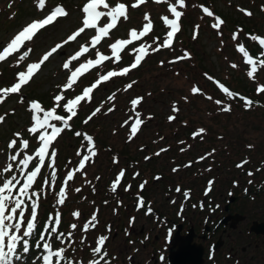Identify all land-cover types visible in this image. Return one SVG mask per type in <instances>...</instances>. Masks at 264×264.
<instances>
[{
    "label": "rangeland",
    "instance_id": "1",
    "mask_svg": "<svg viewBox=\"0 0 264 264\" xmlns=\"http://www.w3.org/2000/svg\"><path fill=\"white\" fill-rule=\"evenodd\" d=\"M88 2L89 0H44V6L41 8L40 0H0V51L25 26L29 25L32 31L43 27L49 22L44 19L57 6L67 12L66 16L57 12L55 15L61 17L38 30L31 41L24 42L20 51L0 62V89H4L18 83V73L26 72L30 64L39 63L44 55L59 45L57 51L41 64L39 69H36L35 65L29 69V75L33 73L17 93L0 96V117L4 118L0 122V174L3 175L0 185L13 174L20 177L17 165L25 155L34 157L26 172L34 170L38 163L35 153L40 147L39 132H28V128L33 124L30 104L35 100L31 97L27 99L25 93L30 92L31 96L36 93L51 98L52 104L48 109L41 106L42 111L39 114L43 117V111H50L53 107L58 110L61 106L60 110L64 112L63 105L84 92L83 97L68 105L71 109L80 98H85L76 106L77 115L69 120V127L64 128L50 144L41 172L34 181V185H40V191L36 192L38 215L43 216L45 210L52 213L46 217L53 218L52 223L49 222V229H46L48 236L51 227H57L58 230L57 234H51L52 249L66 248L64 255L76 264H89L94 259L92 250L97 246L98 238L106 236L108 239L102 250L107 252L112 263H115L116 258L118 264H160L161 255H165L161 250L166 246L163 234L165 224L171 222L169 219H172V211L183 204L185 193L196 195L194 202L191 199L195 207L199 206L195 205L197 202L204 207L211 201L225 204L231 191L239 200L238 203L241 200L245 202L244 207H250L254 211L264 210V188L260 189L258 186L256 190L254 187L264 177V114L252 105L246 106L243 100L235 96L229 97L221 89L223 85L230 92L236 91L244 96L243 87L264 86V70H258L249 78L247 72L251 66L245 63L244 56L246 48L252 49L260 45L259 40L253 41L251 36L264 38V0H185L184 7H181L177 0H161L160 3L155 0H138L141 4L135 8L132 5L137 0H107L113 7L117 3H123L126 6V14L129 15L128 19L119 18L117 26L110 29L107 37H102L105 30H98L96 33L95 29H86L75 40H69L68 38L82 27L84 14L81 9ZM169 5L176 7L182 15L177 21L179 30L173 37L172 45L164 48L163 42L171 29L163 22V18L175 19L168 10ZM204 7L214 15L207 16L203 12ZM99 10L105 11L103 8ZM245 11H250L252 15H245ZM146 14L149 16L147 21L144 19ZM216 17L224 21L220 29L212 27ZM54 18L55 16L50 19ZM34 21L40 23L33 26ZM107 23L109 19L105 16L98 26L102 27ZM148 23H151L152 27L143 37L137 38L135 34L130 36V30L139 33ZM92 24L93 21L89 18L87 26L91 27ZM234 34L237 35L235 40ZM95 36L97 41L102 38L94 46L91 41ZM115 41L117 43L113 45L111 52L110 46ZM241 46L244 52L239 51ZM82 47L88 48V51ZM140 47L145 48L146 55L142 57L137 68L131 69V64L139 55L136 49ZM29 49V55L20 60L22 53ZM257 51L264 53V46L260 45ZM97 52L109 59L105 60L107 57ZM125 52L127 58L123 60L122 55ZM185 53L188 54L187 57ZM113 55H119V60ZM148 55H151L152 59L147 58ZM128 59L130 60L127 63ZM145 60L147 62L144 64ZM65 63L69 64L67 69ZM233 64L237 67L233 68ZM125 67L130 69L129 73L117 76L123 75L119 71ZM70 76L71 80L75 81L72 87H63ZM125 76L129 79L130 76L136 78L131 88L127 87L129 84L120 82V87L107 92L118 80H127ZM239 80L243 84L238 86ZM78 85L82 87L81 91L72 96ZM88 87H93V90L86 89ZM193 88L197 91L193 92ZM68 93L70 94L65 99ZM55 95L64 97L59 105L54 101ZM10 96L13 98L8 101ZM109 96L113 98L109 100ZM20 97L21 101H18ZM258 97L263 98L264 102V93H259ZM140 98L141 103L133 109L131 101ZM94 100L99 101L98 107H92ZM217 101L221 103L218 104ZM96 107L100 111L93 116ZM224 107H230V111H223ZM109 108L112 111H109ZM174 108L178 110L174 111ZM28 112L30 124L26 125ZM137 112L144 129L140 126L138 130L142 131L132 136L131 127L137 119ZM79 115L80 122L74 124ZM169 117L174 119L169 120ZM56 126L63 128L60 121H57ZM72 128L80 132L82 138L76 136L74 131L70 133ZM201 129L203 131H200ZM15 133H20V137H16ZM85 136L92 138L91 145H84ZM130 136L132 139H129ZM152 138L154 139L151 140ZM12 140L17 143L13 149H9L8 145ZM21 140L29 141L33 147L28 142V148L20 151ZM136 146L140 147L139 152L134 151ZM155 148L160 151L168 148L169 151L163 154L164 158L169 159L175 155L182 158L181 161L190 159L192 166H188L182 176L180 171L170 169L173 162H168L167 169L161 170L158 167L164 164V158L158 159V156L163 152L155 156ZM17 151L20 152L17 160L10 161L9 157ZM53 151L56 153L54 157ZM93 151L95 156L92 155ZM134 155L139 159L134 158ZM84 156H88L85 168L79 169L80 160ZM145 157L149 159L147 165L145 163L148 160ZM132 158L138 160L129 162ZM244 161L247 163H243ZM9 163H12V170L3 173L2 170ZM129 163L133 164L127 166ZM216 167L219 170L212 173ZM123 168L126 169V185L132 189L126 193L120 186L115 195L111 191V184ZM136 169H140L139 176L134 175ZM53 170L57 176L55 181L51 179ZM201 171L219 178L221 188L219 184H215L213 190L205 195L206 183L211 186V183L206 181L205 185L200 182L195 184L196 193L191 189L181 190V187L179 192L175 190L178 188L176 180H181L180 184L190 185L196 178L193 176H199ZM68 172L73 173V179L70 181L67 180ZM152 172L161 173L164 176H160L165 179L175 181L165 182L160 179L162 183H156ZM209 172L212 174H208ZM41 174L43 177H40ZM122 182L123 178L120 184ZM142 183L146 187L143 194L141 193L146 200V207L154 209V213L150 215H145L143 211L133 207L135 203L139 204L137 197L140 195ZM61 187L65 189L66 204L63 206L58 203L60 195L55 194L56 190L60 192ZM76 189L80 191L77 192ZM148 189L150 191H147ZM13 194L15 195V192ZM203 209L204 214L195 211V215H199V221L208 212L207 207ZM29 210L27 208L26 216ZM77 211L80 213L79 218L73 216ZM94 214L97 216V222H94L96 226L93 228L90 224L89 229L84 231V224L90 221ZM57 218L60 220L59 225L55 223ZM124 218L136 220L125 221ZM120 220L124 221L126 233L138 237L137 239L132 237L131 242L127 241L130 236H125L122 229L117 228ZM73 224L77 226L75 229L71 228ZM23 230L24 227L18 235H21ZM143 233L150 235V241L146 242L145 238H141L146 235ZM58 234L63 236L57 239ZM142 241L144 247L141 246ZM131 244H135V248H131ZM38 252L40 253H34L28 259L26 253L22 252L23 259L13 264H42V244ZM131 260L133 263H130ZM260 262L264 264V259ZM253 264L256 262L253 261Z\"/></svg>",
    "mask_w": 264,
    "mask_h": 264
},
{
    "label": "snow or ice",
    "instance_id": "2",
    "mask_svg": "<svg viewBox=\"0 0 264 264\" xmlns=\"http://www.w3.org/2000/svg\"><path fill=\"white\" fill-rule=\"evenodd\" d=\"M156 3H160L161 0H155ZM144 3V2H143ZM177 3L181 6L184 7L185 5V0H177ZM138 4H141L138 2L133 3L132 7L135 8L138 6ZM44 6V0H40V7L43 8ZM105 9V11H100L99 9ZM118 9H122V11H119ZM169 12L175 17V19H168L167 17L163 18V22L170 27L171 31L167 32L166 39L163 42L162 47L168 48L172 45L173 43V37L175 33L179 30L177 21L182 15V12L178 11L176 7L169 5ZM83 12L84 16L82 19V27L79 28V30L73 35L70 36L68 39L69 40H75L81 33H83L86 29H95L96 33L98 30H105V34L102 37H107L109 35L110 29H113L117 26L118 19L123 18L125 20L128 19V16L126 14V6L123 3H117L114 7L110 6L107 3V0H89L88 3L85 4V6L81 9ZM57 12H62V16H66L67 12L61 7L57 6L44 20L49 21L48 23H45L43 27L39 28L38 30L44 28L46 25H49L55 21L57 17H61V15H55ZM203 12L209 16L212 17L214 14L209 11L207 7L203 8ZM247 16H251L252 13L250 11H245L244 13ZM55 16L54 19H50L51 17ZM107 16L109 19V23H107L105 26H98L99 21ZM89 18L92 19L93 24L91 27L87 26ZM144 19L147 21L149 20V16L146 14ZM40 21H34L33 26L36 24H39ZM224 24V21L216 17L215 18V23L212 25L213 28L215 29H220L221 25ZM152 27L151 23H148L144 26L143 31H140L139 33L136 30H130V36L131 34H135L136 37H143L149 29ZM38 30L32 31L30 30V26L27 25L25 26L15 37L7 44L6 47L3 48L2 51H0V62L5 61L9 56L13 55L14 53L20 51L21 47L23 46L24 42L26 41H31L35 34L37 33ZM222 35V33H219ZM74 37V38H73ZM101 37V38H102ZM101 38L97 41L96 36L92 39V44L95 46L98 42L101 41ZM196 37L194 36V39ZM237 38V35H233V39L235 40ZM251 39L253 41L259 40V44L261 46H264V38H258L257 36L253 35L251 36ZM118 41V40H117ZM115 41L114 43L111 44V52L113 50V45L117 43ZM131 43V40H129ZM128 43V44H129ZM57 48H59V45L57 47H54L51 49L50 52H48L46 55L43 56L42 60L39 63H32L27 67L26 72H21L17 74L18 77V83H15L13 86L0 89V96H7L10 93H17L23 84H26L28 82L29 77L32 75V73L29 75V69L35 65L36 69H39L41 67V64H43L45 61L49 59V57L57 51ZM84 49L88 48L82 47ZM123 49V48H122ZM141 49H143V54H141ZM158 50V49H157ZM31 50L29 49L28 51H24L22 55L19 57L20 60L25 59ZM86 51V52H87ZM137 52H139V55L136 56L135 62L131 64V69H135L140 65L141 59L143 56L146 55L145 48L140 47L136 49ZM240 52H244L243 46L239 47ZM120 52V51H119ZM85 53V52H84ZM99 55L105 56L99 52H97ZM119 54V53H118ZM76 55V54H75ZM74 55V56H75ZM187 53H185V57H187ZM261 55H264V53H261ZM114 56V55H113ZM245 56V63L250 65L251 68L247 72V76L249 78H252L255 73L258 72V64L261 67H264V60H260L259 62L249 56L247 52H244ZM73 57V56H72ZM71 57V59L74 61V59ZM107 57V56H105ZM116 57L117 60H119V55L114 56ZM77 59V58H76ZM75 59V60H76ZM109 59L107 57L105 60ZM163 63V62H161ZM67 69L69 67L68 63H65ZM233 68H236L237 65L233 64L231 65ZM130 69L128 67H125L122 71H119V73H122L123 75H117V76H124L128 74ZM112 72H118V71H112ZM104 76V75H103ZM116 77V76H113ZM108 81V80H107ZM75 82V81H74ZM71 80V76L67 82V84L63 87L65 88H71L73 83ZM128 88L132 87V84L127 85ZM86 89H91L93 90V87H88ZM221 89L224 93H226L229 97H233L234 94L229 91L227 87H224L221 85ZM85 91V90H84ZM193 92H196L197 89L193 88ZM92 92V91H91ZM258 93H264V86L258 87L257 89ZM83 95H78L74 99H71L67 101L63 105L65 111L69 113L67 119H65L63 116L58 115L56 113V107H53L50 111H43V117L40 116V112L42 111L41 105L38 102H32L30 104V110L32 111V121L33 124L31 127L28 128V132L31 134H36L39 132L38 136V142L40 144V147L38 151L35 153V157H38V163L34 170L30 172H26L25 170L28 168L30 161L34 159L32 155H25L23 159L19 161V164L17 165V171L20 173V177L18 178L15 174H13L11 177L4 179V182L2 185H0V264H12V258L14 254L16 253L17 246L18 244H23V251L28 252L29 251V242H28V237L34 234L35 232V220L37 217V201L36 199H33V197H37V193L34 191L30 192V189L37 178L38 174L41 172V166L45 162L46 154L49 150L50 144L52 141H54L57 136L61 134L64 128L69 127V120L72 119V117L77 115V112L75 111L76 106L85 98H80L79 102L75 104V106L71 109H69L68 105L72 103V101L78 100L79 97H83ZM113 97L109 96L108 99L111 100ZM64 99L62 95H55L54 96V101L59 105V102H61ZM141 99H133L131 101V104L133 106V109H135L140 103ZM211 99V97H209ZM241 100L244 101V104L246 106H251L253 104V101L250 99H246L244 97H240ZM218 104L221 103V101H217ZM109 111H112L111 108L108 109ZM174 111H177L178 109H173ZM223 111L227 112L230 111V107H224L222 109ZM100 109L97 108L92 115L94 116L97 112H99ZM137 119L135 123L131 127V133L132 136H134L140 127L142 121L139 118L140 114L137 112L136 113ZM3 117H0V122L3 121ZM91 119V116L89 117ZM174 119V117H169V120ZM51 121H60L63 124V128L56 126L55 124L50 123ZM87 123V121H85ZM51 129L49 132L48 129ZM42 130V131H41ZM200 131H203L201 129ZM16 137H20V133H15L14 134ZM76 136H81L80 132L75 133ZM132 136L129 137V139H132ZM85 140L88 141L89 144L92 142V138L90 136H85ZM17 141L12 140L9 142V149H13L16 146ZM28 148V141L26 140H21V148L20 151L27 149ZM20 152L17 151L15 155H11L9 157L10 161L15 162L19 156ZM56 155L55 151L52 152V156L54 157ZM92 155L95 156L96 153L93 151ZM148 159V158H146ZM88 160V156H84L83 159L80 160L79 163V169H84L85 168V161ZM243 163H247V161H244ZM51 167V165H49ZM237 167H241V165H237ZM78 169V170H79ZM12 170V163H9L7 167H5L2 172L3 173H8ZM175 171V169L173 170ZM251 175V173H249ZM125 172L124 170H121L116 178L115 181L111 184V191L113 193L117 192L118 185L124 177ZM134 175H139L138 173ZM3 178V175L0 174V179ZM21 179H23V183L21 184ZM52 181H55L57 179V176L55 174V171L53 170L52 176H51ZM73 179V173L68 172L67 174V180H72ZM47 183V181H46ZM19 187L17 188V186ZM130 187V186H129ZM140 189H144V184L142 183L140 185ZM126 191L128 188L125 189ZM178 192L180 191L179 188L176 189ZM77 192L80 191V189H76ZM15 192V195L13 194ZM60 199L58 201L59 204L64 203V197H65V189L63 187L60 188ZM186 195V193H185ZM31 205V218L27 220L26 227H24V230L22 232V235H18V233H21L22 227L25 224V214L27 211L28 205ZM140 203L141 205L143 204V199L140 198ZM18 214V215H17ZM73 216L76 218H79L80 213L74 212ZM132 218H130L131 220ZM94 222H97V216L94 214L90 221L86 222L83 226V230L87 231L89 229V225L94 228L96 225ZM55 223L59 225L60 220L57 218L55 220ZM77 226L75 224L71 225V228L75 229ZM57 227H51L50 228V234L48 236V239H45V234L42 233L40 236V243H38V247H41L42 244V252L44 253L42 255V264H76L73 260L70 258L66 257L64 255L66 248H60L59 250H53L51 247V234H57ZM63 236V234H58L56 235L57 239H60V237ZM69 236H71V233H69ZM108 237L106 236H101L97 240V246L92 250L94 254V259L89 262V264H101V261H105V257L107 256V252L102 253V247L105 245L106 240ZM81 243H83V239L81 240ZM71 244H69V247ZM5 248L7 251H5ZM98 257V258H95ZM79 264H82V262H79ZM105 264H107V261H105Z\"/></svg>",
    "mask_w": 264,
    "mask_h": 264
},
{
    "label": "flooded vegetation",
    "instance_id": "3",
    "mask_svg": "<svg viewBox=\"0 0 264 264\" xmlns=\"http://www.w3.org/2000/svg\"><path fill=\"white\" fill-rule=\"evenodd\" d=\"M140 126L141 129H144V125ZM140 131L142 130H137L136 134H139ZM153 139L154 138L151 140ZM134 151L139 152L140 147H134ZM168 151V148L162 149V151H160L158 148H155L153 152L155 156H158L163 152L160 156H158V159H162L164 158V152L167 153ZM134 158L138 157L134 155ZM138 159L132 158V160L129 162H134ZM154 159L155 158L153 157V160ZM146 160H148L147 162L145 161V164L147 165L149 164V159ZM181 160L182 158L175 155L171 156L169 159L164 158V164H161V167L158 168L161 170H166L167 166H169L168 162H173V164H170V169H175L177 172L180 171L182 176L183 173H186V168L188 166H192V163L190 162V159L183 161ZM156 161L158 160L156 159ZM132 164L133 163H131V165ZM128 165L131 166L130 163L127 164V166ZM217 169L218 167H216L212 173L216 172ZM123 170L125 171L126 169L123 168ZM136 170L137 171L134 173L140 174V172H138L140 169ZM212 173L209 172L208 174ZM198 174L199 176L197 174L193 176L196 178L193 179L190 185H186V183L180 184L179 182L181 180H176L178 183V188L180 189L181 187V190L191 189L194 193H196L195 184L200 182L205 185V182L208 181L211 183V186H208L206 183L204 190V194L208 195L213 190L214 185L220 183L219 178L213 175H206L205 171H201ZM153 175V178L157 181L156 183H162V180L160 179H163L165 182L175 181L170 178L165 179L162 177L164 175L161 173L154 172ZM202 177L204 178L201 181H198V179ZM122 178L123 182L121 184L119 183L117 190H119L121 186V188L126 193H128L132 188L127 187L124 177ZM182 182L185 181L182 180ZM171 185L173 186L174 184ZM218 186L221 188L220 184ZM126 188H128L127 191L125 190ZM143 190H146L145 186ZM143 190L140 189V195L137 197L139 200L140 198L143 199V204L141 205L139 201V204L135 203L133 207L139 211H143L145 215H150L154 213V209L151 207H146V200L142 196ZM147 191H150V189ZM228 196L229 199H227V202H224L225 204L223 205L219 202L211 201L210 204H207L204 207H202L199 202L195 204L199 206H194L193 200H195L196 195H190V193H188L183 196L185 197V203L183 202V204L178 205L176 209L172 211V219H169L171 222L165 224L163 234L165 236L164 242L166 246L161 249L162 252L164 251L165 255H161L162 258L160 259V264H174V262H181V264H253V261L256 262V264H262L260 260L262 258L264 259V231H257L256 228L259 225L264 224V210L257 209L254 211L250 207H244L243 204L245 205V202L241 200L240 203H238L239 200L236 196L234 197L232 195L231 191L229 192ZM191 199L193 202H191ZM206 207L208 212L203 216L204 218H200L199 221L197 218L199 215H195V211L198 210L199 214H204L205 212L203 208ZM124 220L134 221L136 218H132L131 220L130 218H124ZM120 221L121 222L117 224V228L120 230L122 229V234L125 233L126 236L128 234L125 231L126 228L123 227L124 221ZM143 234L145 235L146 233ZM128 236H130V238H127V241L131 242V238L134 236L132 234ZM134 238L137 239L138 237ZM141 238H145L147 240L146 242L150 241L151 239L149 234H146L144 237L141 236ZM176 240L181 241V247L182 243L183 247L181 248V253L174 256L173 249L174 241L176 242ZM134 246L136 245L131 244L130 247L135 248ZM141 246H145L143 241L141 242ZM102 248H104V246ZM116 260L117 259L115 258V263H112V260L109 259L108 254L105 257L107 264H118V261ZM105 261H102V264H105ZM130 263H133L132 260Z\"/></svg>",
    "mask_w": 264,
    "mask_h": 264
},
{
    "label": "trees",
    "instance_id": "4",
    "mask_svg": "<svg viewBox=\"0 0 264 264\" xmlns=\"http://www.w3.org/2000/svg\"><path fill=\"white\" fill-rule=\"evenodd\" d=\"M112 1V0H111ZM116 1V0H115ZM127 2V1H126ZM126 2H125V4H126ZM128 15V14H127ZM129 16V15H128ZM160 33V32H159ZM162 34V33H161ZM161 46V45H160ZM259 48H260V45H257V47H253L252 49H247L246 48V52L249 54V56L251 57V58H253V59H255V60H257L258 62L260 61V60H264V55H261V53L259 52V51H257V50H259ZM256 49V50H255ZM126 52L122 55V59L124 60L125 58H127V56H126ZM130 55V54H129ZM151 57V55H148L147 56V58H149V59H152V57ZM149 59H147V61L149 60ZM130 59H128L127 60V63H128V61H129ZM132 61V60H131ZM146 60L144 61V64L147 62ZM143 64V63H142ZM258 68H259V70H264V67H261V66H259V64H258ZM129 76V75H128ZM124 78H127V80H118L114 85H112V87L110 88V89H108V91L107 92H110V91H114L116 88H118V87H120V85L119 84H121L120 82H122V83H124V84H133V82L136 80V78H134V77H132V76H130V79L127 77V76H125ZM83 79V77L82 78H80L79 79V81L80 80H82ZM94 80V79H93ZM92 80V81H93ZM129 80V81H128ZM241 84H243L240 80H239V82H238V86L239 85H241ZM88 86V85H87ZM225 87V86H224ZM77 90L76 91H73L74 92V94L72 95V96H74V95H78V93L81 91V86L80 85H78L77 87ZM257 89L258 88H256V86L254 87V86H252L251 88L250 87H243L242 88V90L245 92V95L243 96L241 93H239V92H236L235 91V93H234V96L237 98V99H240V97H244V98H246V99H250V100H252L253 101V104H252V107H254L255 109H258L259 110V112L261 111L263 114H264V102H263V98H261V97H258L259 96V93L257 92ZM105 91V90H104ZM68 92V89H66V91H65V93H67ZM106 92V93H107ZM25 93V92H24ZM65 93H63V95H65ZM29 94H30V92H29ZM28 94V92L27 93H25V95H26V97H27V99L28 98H30L31 97V99L32 100H35V102H38L42 107H44V108H46V109H48L49 108V106H51V98L50 97H48V98H46L44 95H37L36 93H33L32 94V96H31V94L29 95ZM70 93H68L67 95H66V97H65V99L66 98H68L67 96L69 95ZM227 95V94H226ZM12 98H13V96H10V98L8 99V101H11L12 100ZM99 98V97H98ZM100 99V98H99ZM241 100V99H240ZM18 101H21V97L20 98H18ZM94 104L92 105V107H94L95 108V106H97V103L99 102H97V101H95L94 100ZM98 107V106H97ZM96 107V108H97ZM60 109H61V106H60ZM60 109H58V110H56V113L58 114V115H61V116H63L65 119L68 117V115H67V113L64 111H61ZM82 117H83V115H82ZM80 118H81V115H79L78 116V118L77 119H75V122H74V124H78L79 122H80ZM29 121H30V113L28 112V116H26V125H29L30 123H29ZM53 124H55L56 125V123H57V121L56 122H54V121H51ZM76 127H78V126H76ZM77 130V129H76ZM77 132V131H75V128L73 129H71V131H70V133H72V132ZM73 132V133H74ZM0 138H1V136H0ZM79 138H82V136H79ZM29 141H30V139H29ZM28 141V142H29ZM86 142H84V145H91V144H89L88 143V141L87 140H85ZM29 144H30V146H32L33 147V145H31V143L29 142ZM95 144V143H94ZM96 146V145H95ZM76 149V148H75ZM82 155V154H81ZM123 155H125V154H123ZM60 175V174H59ZM40 177H43L42 176V174H41V176ZM261 182H263V184H261ZM59 182H56V184H58ZM60 184H58V186H59ZM39 186L40 185H34V183H33V185H32V187H31V189H30V192L31 191H34V192H38V191H40V189H39ZM258 186H259V188L260 189H263L264 188V177H263V179H261L260 180V182H258V184L257 185H255L254 187L256 188V190H257V188H258ZM59 188V187H58ZM55 189H57L56 188V186H55ZM262 191V190H261ZM59 191H57L56 190V195H59ZM260 192H258V194H259ZM33 199H36V201L38 202V198L37 197H33ZM66 201H64V203L63 204H61V206H63V205H65L66 203H65ZM37 207H39V206H37ZM27 208H29L30 210V212H29V214L26 216V214H25V224H24V226L23 227H26V223H27V220L28 219H30L31 217H29V216H31V205H30V203H29V205H28V207ZM39 211V209H37V212ZM49 214L51 215L52 213L51 212H48V211H44V215L42 216L41 214H39L38 215V213H37V217H36V220H35V232H34V234L33 235H31L30 237H28V238H26V239H28V242H29V251L28 252H26V258L28 257V256H30L31 254H33V253H35V251L37 250V249H40L41 247H38L37 245H38V243H40V236H41V234L42 233H44L45 234V239L47 238V236H48V230L46 231V229H47V227H48V229H49V222L50 223H52V221H53V218H46L47 216H49ZM18 215V214H17ZM22 227V228H23ZM21 244H22V242H21ZM21 244H19V246L17 247V250H16V253L14 254V256H13V258H12V261L13 262H16L17 260L18 261H21L22 259H23V257L24 256H22L21 255V253H22V250H23V246L21 245ZM21 252V253H20Z\"/></svg>",
    "mask_w": 264,
    "mask_h": 264
},
{
    "label": "water",
    "instance_id": "5",
    "mask_svg": "<svg viewBox=\"0 0 264 264\" xmlns=\"http://www.w3.org/2000/svg\"><path fill=\"white\" fill-rule=\"evenodd\" d=\"M260 227V228H259ZM256 230H263L264 231V224L259 225ZM182 247H183V243H182ZM181 241L176 240V242L174 241V249H173V255H179L181 253ZM174 264H181V262H174Z\"/></svg>",
    "mask_w": 264,
    "mask_h": 264
},
{
    "label": "bare ground",
    "instance_id": "6",
    "mask_svg": "<svg viewBox=\"0 0 264 264\" xmlns=\"http://www.w3.org/2000/svg\"><path fill=\"white\" fill-rule=\"evenodd\" d=\"M105 252L104 250H102V253Z\"/></svg>",
    "mask_w": 264,
    "mask_h": 264
}]
</instances>
